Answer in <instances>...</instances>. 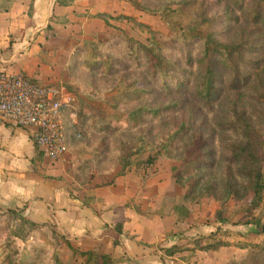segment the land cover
Returning <instances> with one entry per match:
<instances>
[{
  "label": "rangeland",
  "instance_id": "1",
  "mask_svg": "<svg viewBox=\"0 0 264 264\" xmlns=\"http://www.w3.org/2000/svg\"><path fill=\"white\" fill-rule=\"evenodd\" d=\"M127 1L131 8L101 28L64 35L53 63L80 128L71 144L77 179L167 170L191 204L211 202L216 219L234 223L235 247L264 246V191L249 207L250 172L264 167V21L250 13L261 1ZM185 1L193 23L205 22L216 42L236 48L231 55L202 57L201 41L172 30L181 18L168 14ZM207 63L213 81L200 99ZM252 220L258 225L243 224ZM16 222L0 209V264H85V250L65 234L32 222L22 224L21 239ZM240 249L242 261L247 249ZM255 252L264 264V252Z\"/></svg>",
  "mask_w": 264,
  "mask_h": 264
},
{
  "label": "crops",
  "instance_id": "2",
  "mask_svg": "<svg viewBox=\"0 0 264 264\" xmlns=\"http://www.w3.org/2000/svg\"><path fill=\"white\" fill-rule=\"evenodd\" d=\"M130 8L127 0H0V70L55 84L53 63L62 55L64 35L89 33ZM31 132L0 118V209L50 226L80 249L138 264L241 263L244 249L234 246V223L216 219L211 202L186 201L167 170L114 177L95 173L79 180L72 147L52 161L33 143ZM217 228L227 232L222 240L229 244L200 249ZM172 246L179 251H164Z\"/></svg>",
  "mask_w": 264,
  "mask_h": 264
},
{
  "label": "built area",
  "instance_id": "3",
  "mask_svg": "<svg viewBox=\"0 0 264 264\" xmlns=\"http://www.w3.org/2000/svg\"><path fill=\"white\" fill-rule=\"evenodd\" d=\"M0 118L31 128L33 143L44 156L60 160L68 150L66 125L78 128L71 100L60 85L40 84L0 70ZM75 131L74 137L79 138Z\"/></svg>",
  "mask_w": 264,
  "mask_h": 264
},
{
  "label": "trees",
  "instance_id": "4",
  "mask_svg": "<svg viewBox=\"0 0 264 264\" xmlns=\"http://www.w3.org/2000/svg\"><path fill=\"white\" fill-rule=\"evenodd\" d=\"M261 1V4L263 5L262 10H259L256 6L254 9L250 12L251 13V19L255 23L259 21H264V0ZM190 2H183L181 5L177 6L174 10H172L168 15V17L172 14H177L181 19L177 20L176 22H173L171 24L172 30L178 31L180 34V37L185 41H190L192 39H197L202 42V51L201 55L202 57H210L213 53H219L224 56H229L234 52V49H236L234 46H227L224 44H220L216 42L212 36L210 35L208 28L206 25L193 23L191 20V17L189 16L187 12V7L189 6ZM264 28V25L262 26ZM259 33H263V30L257 29ZM229 68H232L231 65H228L226 62H224ZM234 70V66L232 68ZM212 70L207 63L204 68V86L201 87L198 90V97L200 99H203L204 97L208 96L210 93V88L213 81L212 76ZM241 78L237 80V82H240ZM236 82V81H235ZM234 85V81L232 82ZM141 93H145V91L141 90ZM119 99L123 100L122 96L119 97ZM135 119V118H133ZM80 131V128H73L69 125H66V139H67V147H71L72 142L77 139L74 137V132ZM250 157H253L250 155ZM114 177V176H113ZM250 191L252 193V198L249 204L250 208H256L261 200V195L264 191V167H255L250 172ZM189 193H186L184 195V199L188 202H190ZM189 198V199H188ZM6 213L15 216L17 218V222L15 224L16 227H14V235L17 238H25L23 233V227L22 224L27 223L32 225V221L28 220L26 217L22 216L17 210L14 209H7L5 210ZM218 212L216 213V217H218ZM253 223L255 225H258V220H252V221H245L243 224H249ZM261 230H264V228H261ZM227 234L226 231H222L219 228H217L214 232L209 234L206 238H204L203 245L198 246L200 249L205 250H214L218 249L221 246H226L229 244L226 240H222V237ZM238 247L247 249V254L245 258L241 261L240 264H257L260 261V258H257L256 252L258 251L264 252V246H256L254 244H237ZM179 248V247H178ZM177 246H172L170 248L165 249L164 251L168 254H172L175 251H177ZM81 256L85 257V264H129L131 262V259H129L126 256L121 257H114L109 254L103 253L100 250L92 249V250H85V251H79ZM263 258V257H262Z\"/></svg>",
  "mask_w": 264,
  "mask_h": 264
}]
</instances>
